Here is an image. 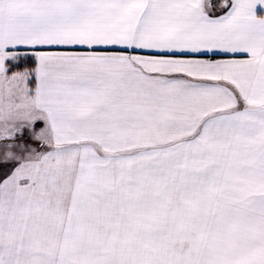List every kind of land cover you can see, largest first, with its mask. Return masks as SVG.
I'll use <instances>...</instances> for the list:
<instances>
[{
	"label": "snow or ice",
	"instance_id": "obj_1",
	"mask_svg": "<svg viewBox=\"0 0 264 264\" xmlns=\"http://www.w3.org/2000/svg\"><path fill=\"white\" fill-rule=\"evenodd\" d=\"M0 264H264V0H0Z\"/></svg>",
	"mask_w": 264,
	"mask_h": 264
}]
</instances>
